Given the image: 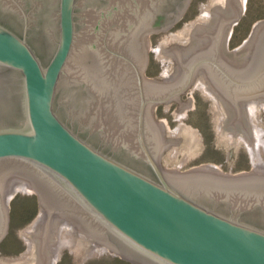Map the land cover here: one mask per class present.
Returning a JSON list of instances; mask_svg holds the SVG:
<instances>
[{
	"label": "water",
	"instance_id": "95a60500",
	"mask_svg": "<svg viewBox=\"0 0 264 264\" xmlns=\"http://www.w3.org/2000/svg\"><path fill=\"white\" fill-rule=\"evenodd\" d=\"M190 1L59 0L43 57L28 25L21 36L0 21V67L13 73L12 108L0 110V241L16 193H35L40 205L20 233L31 250L1 264H56L66 248L74 264L104 253L143 264H264V227L242 218L264 211V170L206 163L170 172L181 149L187 166L203 144L201 128L167 130L152 115L198 73L226 103L222 122L227 107L241 121L245 99L264 100V20L229 51L245 0L205 5L187 41L158 48L173 82L145 76V36L177 21ZM185 111L176 106L177 116Z\"/></svg>",
	"mask_w": 264,
	"mask_h": 264
},
{
	"label": "flooded vegetation",
	"instance_id": "af4514ba",
	"mask_svg": "<svg viewBox=\"0 0 264 264\" xmlns=\"http://www.w3.org/2000/svg\"><path fill=\"white\" fill-rule=\"evenodd\" d=\"M203 1L204 0H191L186 10L177 21L168 27L159 28L158 30H155L145 36L148 52V60L145 68L146 77V74H148L153 77L152 79L158 80L159 82H173L176 76L172 74L170 70L171 67L167 66L163 68L162 71H159L158 66L153 63L149 53L150 45L163 37L168 40L187 41L188 38L186 34L178 32L179 27H183L185 29L190 25H193L194 22L200 21L199 16H204L203 10L200 8ZM58 7L59 0H0V21L3 24L8 25L14 31L18 32L21 36L24 35V31L28 25L29 40L42 56L41 49H44L48 53L51 52L52 49V43L48 38L46 26L56 23ZM196 11H199L197 15ZM198 45L199 43L196 42L192 48L197 47ZM200 74L201 73H198L196 75L192 85L179 96L173 97L165 102H158L154 104L152 108L153 117L155 118L164 115L166 121H169V119H171V121L174 120L172 119L174 106H186V108H191L194 111L198 110L197 115L188 112L181 115V119L183 118V124H187V122L194 121L191 119L193 116H199L202 108L201 104H207L208 106H224V104H226L224 100L208 88L205 82H197ZM153 75H155V77ZM12 76V70L0 67V80L2 81V83H0V87H2L3 90L0 98V100H2L0 110L4 112H8L10 107L12 108V97L8 94L10 87L9 82H11ZM147 78L151 79L149 77ZM63 109H65V106L60 107L58 111L63 114ZM206 110L208 112L210 111L209 108ZM242 111L243 119L241 121H234L233 108H226V113L223 115V123L225 124V127L216 134V139L218 140V144L221 146L224 144L230 146L231 159L228 158L226 161H223L221 165H215L221 170L224 166L228 167L231 170L230 173H235V171L236 173H239L237 171L248 172L253 170L255 167L262 171L264 170V159L262 156L264 154V129L262 128V125L264 124V115L261 116L258 111H264V100L258 98L250 100L245 99ZM206 115H209V113ZM168 127H170V125ZM220 145H217V147H221ZM128 161L136 167L154 175L150 166H148L141 159H131ZM219 208L225 212L229 211L228 208L222 204ZM242 218L246 221L264 227V211L260 208H253L246 211L243 213ZM12 228L13 227L10 225L8 232L0 241V264L2 256L5 255L6 257V249H8L6 246L11 240H16L11 231ZM24 238H22V241L26 244V250L28 249L29 251L31 250V243L27 241L26 237ZM10 253L11 250L8 251L7 255ZM129 261L136 264H143L137 260L130 259Z\"/></svg>",
	"mask_w": 264,
	"mask_h": 264
},
{
	"label": "rangeland",
	"instance_id": "374dc122",
	"mask_svg": "<svg viewBox=\"0 0 264 264\" xmlns=\"http://www.w3.org/2000/svg\"><path fill=\"white\" fill-rule=\"evenodd\" d=\"M214 3H216V0L203 1L200 8H202L204 16H199L200 21L205 19V5L210 7ZM198 12L196 11V15ZM261 20H264V0H245L244 13L241 21L232 27L229 51L239 47L250 36L254 25ZM195 23L197 22H194V24ZM187 31H193L192 25L185 29L183 27H179L178 30V32H181L182 34H186ZM175 42L176 41L174 40H168L163 37L150 45L149 53L151 59L153 63L158 66L159 71H162L163 69V59L158 48ZM153 76L155 77V75ZM149 78L152 79L153 77L149 75ZM201 106L202 108L199 116H193L191 119L194 121L187 122V124H183V118L181 119L180 116L176 115V106L173 107L172 119L174 120L171 121V119H169V121H166L164 115L158 117V125H170L167 130L189 125V130L201 128L202 132L203 144H198L193 157L187 158V166L181 163V161L186 157L185 149H181V155H175L177 160L172 161L170 172H173L174 170H186L193 166L206 163L221 165L223 161H226L228 158L231 159L230 146L227 144L221 146L218 144V140L216 139V134L223 129V122L218 114V106H208L207 104H201ZM207 108L210 109L209 112L206 110ZM187 112L194 115L198 114V110L194 111L191 108H186L185 114ZM207 113H209V115H206ZM258 113H260L261 116L264 115V111H258ZM217 145H220L221 147H217ZM222 170L225 172L231 171L225 166ZM39 212V197L35 193L18 192L10 201V225L13 227L11 231L16 240H11L6 246V248L8 247V249H6V257L10 258L26 251V244L23 243L20 233L34 221V219L39 215ZM9 250H11V253L7 255ZM3 257H5V255H3L2 258ZM56 264H74V258L69 248L64 249L63 255L56 262ZM83 264L136 263L121 258L120 256H113L111 253H104L101 256L87 259Z\"/></svg>",
	"mask_w": 264,
	"mask_h": 264
},
{
	"label": "bare ground",
	"instance_id": "6f19581e",
	"mask_svg": "<svg viewBox=\"0 0 264 264\" xmlns=\"http://www.w3.org/2000/svg\"><path fill=\"white\" fill-rule=\"evenodd\" d=\"M219 97V95H217Z\"/></svg>",
	"mask_w": 264,
	"mask_h": 264
}]
</instances>
